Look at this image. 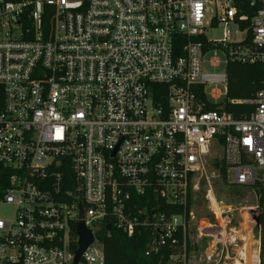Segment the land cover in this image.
<instances>
[{
	"label": "built area",
	"instance_id": "1",
	"mask_svg": "<svg viewBox=\"0 0 264 264\" xmlns=\"http://www.w3.org/2000/svg\"><path fill=\"white\" fill-rule=\"evenodd\" d=\"M221 25L237 35L210 38ZM229 62L264 65V0H0V264H73L80 221L93 241L77 264H105L97 235L111 228L146 230L145 256L167 248L185 264L201 185L214 219L197 230L212 241L204 261L244 264L227 250L233 209L210 185L221 163L256 198L264 264V80L230 101L252 108L234 118Z\"/></svg>",
	"mask_w": 264,
	"mask_h": 264
},
{
	"label": "trees",
	"instance_id": "2",
	"mask_svg": "<svg viewBox=\"0 0 264 264\" xmlns=\"http://www.w3.org/2000/svg\"><path fill=\"white\" fill-rule=\"evenodd\" d=\"M22 1V0H16ZM226 72V93L223 99V111L232 115L234 118H241L252 111L249 105L233 104L230 101H242L254 98L255 94L261 90L264 80V65L240 64L229 62L225 69ZM3 91L0 86V104ZM156 102H161L159 96L154 98ZM216 106L209 104L207 110H214ZM218 174L224 186L237 188V186L227 182V171L224 165L217 166ZM256 186H252V188ZM147 198V197H146ZM147 199L138 201L140 206L147 203ZM190 209V203H189ZM176 212H179L178 210ZM190 234V231H189ZM97 238L103 246L105 264H180L168 259L170 251L167 248H161L157 254L145 256V251L151 241V235L148 231L142 230L139 234L128 237L122 231L111 228L106 233L104 230L99 232ZM188 250L199 252L198 247L191 244L188 239ZM189 258V257H188Z\"/></svg>",
	"mask_w": 264,
	"mask_h": 264
},
{
	"label": "rangeland",
	"instance_id": "3",
	"mask_svg": "<svg viewBox=\"0 0 264 264\" xmlns=\"http://www.w3.org/2000/svg\"><path fill=\"white\" fill-rule=\"evenodd\" d=\"M222 32H228L232 37L237 35L234 25H228L226 27L221 25L217 29L211 31L209 33V37L215 40H219L222 37ZM222 71V67L216 69H209L207 67H204V72L206 73L221 74ZM217 89H219L221 94H224L223 87L218 86ZM223 99L224 97H222V100ZM210 185L216 198L224 205L229 206L233 209L234 221L232 224L236 226L238 233L234 241L235 245H230L227 247L228 254L233 256L236 251L241 252L242 256L245 259L244 264H253V256L256 254L258 249V237L255 228L257 215L255 216L254 212H252L251 209L257 203L254 194H252L249 189H246L244 187L232 188L224 186L220 177L210 180ZM205 189L206 186L201 185L199 191L195 194V202L194 206H192L194 220L190 222L189 228V240L191 241V244L198 247L199 252L194 253V250H191L189 258L185 259V264H206L202 254L212 244V241L209 237L198 238L197 233L198 229L203 228L208 223H214L213 217L208 213L206 205L204 204L203 198ZM10 215L11 206L0 205V218H9ZM204 231L206 233L214 232L212 230ZM220 251L221 250H219L218 254L220 253ZM223 259V255L222 259L213 257L209 264H224ZM178 262H181V260H179ZM231 262L233 261L231 260L226 264Z\"/></svg>",
	"mask_w": 264,
	"mask_h": 264
},
{
	"label": "water",
	"instance_id": "4",
	"mask_svg": "<svg viewBox=\"0 0 264 264\" xmlns=\"http://www.w3.org/2000/svg\"><path fill=\"white\" fill-rule=\"evenodd\" d=\"M79 218H81V214ZM106 229L109 230V226H107ZM76 235L78 237V249L75 251L73 264H77L82 252L93 241L91 232L84 227L81 221L76 224Z\"/></svg>",
	"mask_w": 264,
	"mask_h": 264
},
{
	"label": "bare ground",
	"instance_id": "5",
	"mask_svg": "<svg viewBox=\"0 0 264 264\" xmlns=\"http://www.w3.org/2000/svg\"><path fill=\"white\" fill-rule=\"evenodd\" d=\"M247 235H248V234H247ZM247 235H246V236H247ZM247 237H248V236H247ZM251 237H252V236H251ZM253 250H254V249H253ZM255 250H256V249H255ZM251 251H252V250H251ZM253 253H254V251H253ZM249 254H250V253H249ZM251 254H252V253H251Z\"/></svg>",
	"mask_w": 264,
	"mask_h": 264
}]
</instances>
